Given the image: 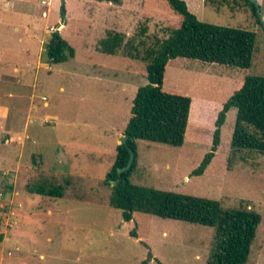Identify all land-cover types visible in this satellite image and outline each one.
Returning a JSON list of instances; mask_svg holds the SVG:
<instances>
[{
  "label": "rangeland",
  "instance_id": "rangeland-1",
  "mask_svg": "<svg viewBox=\"0 0 264 264\" xmlns=\"http://www.w3.org/2000/svg\"><path fill=\"white\" fill-rule=\"evenodd\" d=\"M185 1L201 21L255 32L252 65L172 60L165 90L193 100L185 143L137 140L131 181L257 211L247 264H264V152L244 149L229 162L236 108L207 171L191 175L211 148L224 102L247 75H264V8L256 16L248 0ZM182 20L168 0H0V264H208L215 227L139 211L126 222L104 182L135 89L148 83L146 49ZM58 28L76 54L51 64L44 53ZM29 29L45 36L40 60L28 54ZM108 31L126 35L117 54L100 51ZM46 179L65 186L63 198L29 191Z\"/></svg>",
  "mask_w": 264,
  "mask_h": 264
},
{
  "label": "trees",
  "instance_id": "trees-1",
  "mask_svg": "<svg viewBox=\"0 0 264 264\" xmlns=\"http://www.w3.org/2000/svg\"><path fill=\"white\" fill-rule=\"evenodd\" d=\"M118 5L123 0H107ZM172 8L183 16L179 27L157 47L146 49L148 83L138 87L133 98L125 135L128 145L118 144L113 166L105 183L112 187L110 205L121 209L124 221H131L134 213L145 212L164 218L183 220L215 227L208 264H247L252 252L262 215L247 207L224 208L216 198L178 191L162 190L135 184L131 177L137 167V140L182 146L185 143L190 119L192 97L164 88L170 62L176 58L199 60L203 64L223 65L247 69L252 65L255 32L238 27L201 21L185 0H168ZM252 4L258 16L257 6ZM126 35L108 31L100 40V51L117 54L126 44ZM76 49L60 33L54 32L45 53L51 64L75 57ZM236 108V120L231 140V157L244 149L264 152V75H247L224 102L215 121L210 150L191 175H203L215 157L222 140V128L230 109ZM129 147L135 152L132 167L119 174L127 165ZM119 179L115 185L112 181ZM30 192L63 198L65 186L52 180L27 185ZM131 235L137 237L135 229ZM157 264H163L159 259ZM146 263V262H145Z\"/></svg>",
  "mask_w": 264,
  "mask_h": 264
},
{
  "label": "crops",
  "instance_id": "crops-1",
  "mask_svg": "<svg viewBox=\"0 0 264 264\" xmlns=\"http://www.w3.org/2000/svg\"><path fill=\"white\" fill-rule=\"evenodd\" d=\"M51 1V0H50ZM50 1H48L47 2V0H42V3L43 4H50ZM258 1V3H259V5H260V7H261V9L262 8H264V0H257ZM7 3H9V0H7ZM13 5V3H11L10 4V6H12ZM47 15H45V18H47L46 17ZM263 16H264V13H263ZM60 26V25H59ZM58 26V27H59ZM26 38H27V45H28V54H31L32 56L33 55H35L36 54V56L38 57V59L40 60V54H42V48H43V43L45 42V36L43 35L40 39H38V36H37V33H36V31L35 30H33V29H29L28 31H27V33H26ZM38 41H39V46L37 47V48H34L35 46H37V43H38ZM44 49V48H43ZM37 52V53H36ZM45 53H46V51H45ZM45 53H44V55H45ZM45 59H46V57H45ZM47 61V60H46ZM48 62V61H47ZM49 63V62H48ZM28 64H30V63H28ZM39 64H40V62H39ZM37 66H39L38 65V63H37ZM28 67H30V65H28ZM29 71H31V69L29 70ZM139 87V86H138ZM138 87H136V89H135V94H136V91H137V89H138ZM135 96V95H134ZM193 101V100H192ZM192 106V105H191ZM200 110V112L204 115L205 114V112L207 111V109H199ZM212 110H214L215 111V113L213 114V116L216 114V110L215 109H212ZM231 110V109H230ZM229 110V111H230ZM194 114H195V109H193V113H192V120H194ZM190 115H191V111H190ZM211 116H212V114H211ZM189 121H190V119H189ZM200 123H202V122H200ZM123 135H125V132H124V134ZM122 135V136H123Z\"/></svg>",
  "mask_w": 264,
  "mask_h": 264
},
{
  "label": "water",
  "instance_id": "water-1",
  "mask_svg": "<svg viewBox=\"0 0 264 264\" xmlns=\"http://www.w3.org/2000/svg\"><path fill=\"white\" fill-rule=\"evenodd\" d=\"M251 1H253L256 4V6L258 8L257 9L258 10V14L261 15V9H260V5H259L258 1L257 0H251ZM63 13L65 15V10L64 9H63ZM59 31H60V28H58L57 32L59 33ZM128 139H129V136L128 135H123L122 138H121V140H120V144H126V145H128ZM129 151H130L129 161H128V163H127L126 166H124L122 168H119V170H118L119 171V174H121L122 172H125V171L129 170L132 167L133 163H134V160H135V152H134V150L131 147H129ZM118 182H119V179H117L115 181H112V184L115 185Z\"/></svg>",
  "mask_w": 264,
  "mask_h": 264
},
{
  "label": "built area",
  "instance_id": "built-area-1",
  "mask_svg": "<svg viewBox=\"0 0 264 264\" xmlns=\"http://www.w3.org/2000/svg\"><path fill=\"white\" fill-rule=\"evenodd\" d=\"M46 99V98H45Z\"/></svg>",
  "mask_w": 264,
  "mask_h": 264
}]
</instances>
